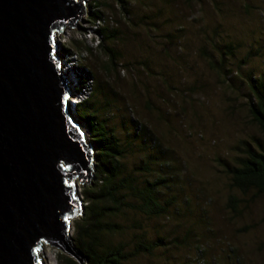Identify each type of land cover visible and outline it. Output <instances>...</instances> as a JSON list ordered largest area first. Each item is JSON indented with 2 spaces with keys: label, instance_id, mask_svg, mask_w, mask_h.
Returning <instances> with one entry per match:
<instances>
[{
  "label": "rangeland",
  "instance_id": "obj_1",
  "mask_svg": "<svg viewBox=\"0 0 264 264\" xmlns=\"http://www.w3.org/2000/svg\"><path fill=\"white\" fill-rule=\"evenodd\" d=\"M97 2L85 0L81 24L57 36L73 90L71 119L89 143L88 129L76 114L87 93L74 70L86 66L94 76L95 100L105 108L99 115L125 152L126 172L138 183L167 180L161 202L173 199L162 217L128 211L117 218L125 227L139 225L140 231L132 232L147 240L166 243L128 264H264V197L236 195L242 203L234 213L227 205L231 189L223 167L234 163L243 143L261 137L250 120L242 81L249 73L264 75V0H127L128 16L115 0H100L99 11L117 32L114 43L106 45L119 56L115 66L93 33L98 25L90 14ZM76 41L81 48L72 46ZM228 45L234 56L223 60L232 74L224 79L226 70L216 60ZM63 46L72 55L63 54ZM137 124L151 142L142 145L133 136ZM83 187L78 181L80 201ZM44 251L45 264H57L59 251L47 245Z\"/></svg>",
  "mask_w": 264,
  "mask_h": 264
},
{
  "label": "water",
  "instance_id": "obj_2",
  "mask_svg": "<svg viewBox=\"0 0 264 264\" xmlns=\"http://www.w3.org/2000/svg\"><path fill=\"white\" fill-rule=\"evenodd\" d=\"M85 14V0H0V264H45L46 245L87 264L71 221L94 147L72 122L57 41Z\"/></svg>",
  "mask_w": 264,
  "mask_h": 264
},
{
  "label": "trees",
  "instance_id": "obj_3",
  "mask_svg": "<svg viewBox=\"0 0 264 264\" xmlns=\"http://www.w3.org/2000/svg\"><path fill=\"white\" fill-rule=\"evenodd\" d=\"M96 1L98 9L90 14L91 23L98 25L93 33L100 37L99 48L115 66L119 56L113 48L106 45L114 43L117 32L108 27L107 19L99 11L104 7V3ZM115 1L119 4V11L128 16L127 0ZM105 8L108 7L105 5ZM182 31V28L177 30ZM78 43L76 41L72 46L81 48L82 45ZM82 49L92 53L89 47ZM62 52L67 56L72 55L70 48L65 46L62 47ZM205 54L207 55L206 52ZM223 56L233 57L234 48L231 45L226 46V52L221 53V59L216 60L218 67L224 71L226 69ZM249 56L252 54L247 58ZM74 70L79 76V87L87 93L84 101L78 104L76 114L88 129L90 144L97 151L93 179L82 189V212L76 217L73 225L74 246L84 255L87 264H128L140 256H152L155 251L165 246V240L159 238L149 241L143 233L132 232L140 231L139 225L129 228L116 220L128 211L139 213L146 218L165 215L173 202V199L161 202V190L168 188L167 180L158 177L153 182L147 180L138 183L133 172H126L123 165L125 152L121 142L115 132L107 126V119L99 115L105 108L95 100L97 88L94 87L92 72L88 67L81 65ZM231 74L232 71L226 70L224 79H228ZM242 83L248 90L249 101L246 105L250 120L257 126L261 137L253 139L250 143H243L241 154L235 158L234 163L223 166L231 189L227 205L234 213L242 203L236 195L242 196L243 199L249 195L253 198L264 197V75L255 77L249 73ZM133 136L141 140L142 145L153 140L140 124L135 125ZM142 171H148V168H142ZM56 260L57 264H76L60 252L56 254Z\"/></svg>",
  "mask_w": 264,
  "mask_h": 264
},
{
  "label": "clouds",
  "instance_id": "obj_4",
  "mask_svg": "<svg viewBox=\"0 0 264 264\" xmlns=\"http://www.w3.org/2000/svg\"><path fill=\"white\" fill-rule=\"evenodd\" d=\"M83 101V100H82ZM74 106V105H73ZM73 122V121H72ZM77 125V124H76ZM93 168H94V166H93ZM82 202V201H81ZM82 205H83V202H82Z\"/></svg>",
  "mask_w": 264,
  "mask_h": 264
},
{
  "label": "bare ground",
  "instance_id": "obj_5",
  "mask_svg": "<svg viewBox=\"0 0 264 264\" xmlns=\"http://www.w3.org/2000/svg\"><path fill=\"white\" fill-rule=\"evenodd\" d=\"M52 261V260H49V262ZM50 264V263H49Z\"/></svg>",
  "mask_w": 264,
  "mask_h": 264
}]
</instances>
